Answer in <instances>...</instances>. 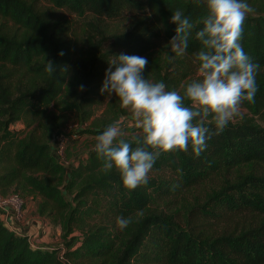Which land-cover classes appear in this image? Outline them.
<instances>
[{"label":"trees","instance_id":"trees-1","mask_svg":"<svg viewBox=\"0 0 264 264\" xmlns=\"http://www.w3.org/2000/svg\"><path fill=\"white\" fill-rule=\"evenodd\" d=\"M44 1L92 18L81 38L88 58L71 62L67 29L52 24L35 0H0V195L37 199L36 214L60 225L62 244L33 248L27 236L9 231L0 219V264H264V126L230 122L211 136L199 157L190 145L188 152L161 153L149 182L131 191L115 169L103 171L94 149L63 165L52 147L65 125L48 116V109L63 106L84 125L107 97L100 89L109 62L121 53L144 57L161 37L169 42L176 10L195 25L185 53L195 59L205 0ZM247 3L254 11L244 22L240 43L260 70L255 102L242 105L264 123V4ZM123 13L139 17L120 32L105 24ZM49 61L53 74L46 71ZM110 110L117 114L79 130L77 138L97 137L125 115L117 97ZM18 121L37 126L11 132ZM208 127L215 132L214 124ZM215 178L217 183L200 201L183 207V214L164 210ZM117 217L131 218L130 225L120 230Z\"/></svg>","mask_w":264,"mask_h":264},{"label":"clouds","instance_id":"clouds-1","mask_svg":"<svg viewBox=\"0 0 264 264\" xmlns=\"http://www.w3.org/2000/svg\"><path fill=\"white\" fill-rule=\"evenodd\" d=\"M205 6L203 27L195 33L201 44L194 60L199 76L184 87L183 94L166 90L163 81L146 79V57L121 53L109 62L100 92L108 97L114 93L139 131L129 141L124 139L120 123H112L96 137L94 151L103 160V171L115 169L129 191L149 182L161 153L188 152L190 145L199 157L211 136L222 133L241 114L245 101L255 102L260 65L240 43L244 22L253 8L247 0H205ZM170 23L176 25L175 35L165 46L175 54L169 56L171 63L186 53L195 25L181 10L172 13ZM46 71L53 74L51 61ZM130 223L131 218L117 217L120 230Z\"/></svg>","mask_w":264,"mask_h":264},{"label":"rangeland","instance_id":"rangeland-1","mask_svg":"<svg viewBox=\"0 0 264 264\" xmlns=\"http://www.w3.org/2000/svg\"><path fill=\"white\" fill-rule=\"evenodd\" d=\"M35 1L42 10L47 11L52 24L59 23L63 28L67 29V33L64 36H66V39L69 40V47H71V62L74 63L86 60L88 58V56L85 54V50H87V47L82 43L81 38L83 37L84 31L87 30L85 23L87 21H92V18L87 15L85 17L72 15L64 9L54 8L51 4L44 0ZM250 1L251 5L254 7H258L259 5L264 4V0ZM134 17H139V15L133 13H123L119 19L106 20L105 24L110 29L120 32L128 28ZM60 28L58 27V29ZM161 38L162 39L158 41L156 47L151 50L149 54L144 56L147 58L148 64L144 70L143 75L146 79L152 82H164L165 80H169L170 82L165 83L166 90L178 91L183 94L184 87L193 79L198 78V64L194 63V58L185 54L183 56L175 57V59L170 63L169 56H175V54L170 52V46L165 47L166 45H168V41H165L163 37ZM69 86L70 81L68 79V81L66 82L65 90H67ZM78 93L80 94L81 92L78 91ZM115 97L116 96L113 93L111 97H106L101 106L93 108V115L90 120L85 123L84 129L90 128L92 123L104 120L109 115L113 117L117 114V111L111 110L109 112L110 114L107 113V111H109V104L114 100ZM62 108L63 106H59V108L55 107V105L51 106L47 111L48 116L52 114L56 117L61 118V127L66 124L72 126L80 124V121L77 118L76 114L64 111ZM124 112L125 115H122L118 119V122L120 123L122 131H124L126 134L124 139L131 140L132 134L138 132L139 130L135 128V121H132L133 117L131 116V114L126 109H124ZM248 120L260 126H264V123L259 118L255 117L243 105L241 106V114L238 115L231 123H239ZM36 126L37 122H34L30 127L27 128L26 124L23 121H18L14 125L10 126L9 130L11 132H28ZM95 143L96 136L82 135L79 139H69L65 144V152L63 153L61 160L70 162L82 159L89 153V151L94 149ZM217 180L218 178L211 179V181L208 180L206 184H203L196 189L185 193L178 200L165 207L164 210L172 211V209H174V211H178L177 214H183V207L192 205L195 198L197 201H200L202 199V196L208 192L207 188L215 185L217 183ZM34 201L36 202L37 199L31 202Z\"/></svg>","mask_w":264,"mask_h":264},{"label":"built area","instance_id":"built-area-1","mask_svg":"<svg viewBox=\"0 0 264 264\" xmlns=\"http://www.w3.org/2000/svg\"><path fill=\"white\" fill-rule=\"evenodd\" d=\"M84 125L76 124L72 126L66 124L57 134L54 135L52 139V147H53L54 155L63 165H67L69 163L61 160V157L65 152L64 149L66 142L69 139L72 140L77 139L78 137L77 132L81 129H84ZM9 216L12 217L13 222L8 220ZM0 219L5 224V226L8 228L9 231L15 233L16 235L24 236L19 233V229L22 227L23 228L26 227L25 199H23L20 195L14 193L8 194L6 196L0 195ZM29 244L33 248H38L30 240H29ZM46 250H50V249H46Z\"/></svg>","mask_w":264,"mask_h":264},{"label":"crops","instance_id":"crops-1","mask_svg":"<svg viewBox=\"0 0 264 264\" xmlns=\"http://www.w3.org/2000/svg\"><path fill=\"white\" fill-rule=\"evenodd\" d=\"M26 201L25 228H20L19 233L28 236L29 240L38 248L52 249L61 246V227L53 224L49 219L36 214V202ZM8 220L13 222L12 217Z\"/></svg>","mask_w":264,"mask_h":264}]
</instances>
